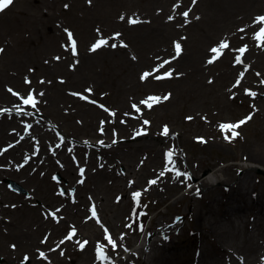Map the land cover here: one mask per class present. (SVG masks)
I'll return each instance as SVG.
<instances>
[{
    "label": "rangeland",
    "instance_id": "obj_1",
    "mask_svg": "<svg viewBox=\"0 0 264 264\" xmlns=\"http://www.w3.org/2000/svg\"><path fill=\"white\" fill-rule=\"evenodd\" d=\"M204 1L196 0L193 3V0H167L164 4L157 0H13L11 5L0 12V47L3 48V51L0 52V68L6 65L5 70L11 72L14 67L7 65L10 58L22 57L21 59H27V68L30 69V72L37 79L33 86L41 88L37 92L39 94L43 93V95L39 96L35 107L31 105L29 110L24 113L26 118L19 123L16 131L19 134H7L10 138L6 136V138L1 139L0 148L21 140L22 134L20 133L24 132L23 125H26V129L29 125L33 127V123H36L34 133H41L49 129L52 130L55 127L54 118L59 123L61 122L59 118H66V127L70 129V132L72 131L70 134L74 138L76 136V138L82 139L81 144L84 145V149L80 152L81 154H74L70 158L71 161L77 155H82V157L87 159L93 158L97 162L101 160L107 162L108 159L105 157L109 156V153L113 151V146H118L124 151L126 149L123 146L126 143L148 141L151 134L161 136L163 128L168 126L171 130L169 135L171 138H177V134L185 135L187 138L186 143H182L183 148H177L180 153H184L182 155L184 157H181L184 162L188 159L189 163L196 165L198 164L196 158H203L201 161V175L210 173L214 169L218 170L229 164H236L237 169H240L239 166L241 164H248L250 159L246 158L244 154L248 149L256 148L264 151V88L259 90L251 89L248 86L253 85L249 83L234 87L236 82L233 83L231 81L234 76L239 75L238 79L244 77L246 80L264 84L262 83L264 81V40L259 42L261 45H256L251 40V38L255 39L254 34L258 33L261 27H264V24L257 21V17L264 16V0H228L230 7L227 6V8L228 11H231V15L228 14L229 20L225 25L226 27L216 34L214 40L204 45V52L207 53L213 47H219V45H214L216 42H226L229 45L227 47V58H229V61L232 59L236 60V57L239 56L241 61L239 67L249 68V71L243 77L240 76V71H235L236 73H233L225 81L226 89L230 85L234 88L233 90H222V94L220 92H216V94L208 93L200 100H193V98L190 99V85L192 82H196L194 73L187 76L179 73L177 76H171V78H156L160 77L161 74L169 73L167 71L168 66L172 65L173 68L175 63H179L180 60L177 59L182 55V51L184 52L186 47L189 49L193 48L196 42L199 44L197 37L201 35V28L206 29L209 27V21H205L203 14ZM221 1L224 2L225 0ZM174 12L176 15L173 16ZM184 12H188L186 21L182 19ZM41 13L46 16H42ZM47 14L54 17L48 29L44 25V20L48 19ZM137 15L147 19L145 20L146 22L144 21L142 32L151 31L153 27L161 25L163 29H168L170 36L157 38L156 42L153 39L141 38L140 41H136L133 44L131 39L128 38L130 34L128 32L127 18ZM152 15L157 17V20ZM170 16L172 17L171 20H169ZM121 17H124V19H121ZM173 21L178 23L180 28H185L180 29V32L175 36L172 33L175 28ZM184 23L187 26H184ZM168 25L172 28H168ZM241 29L244 31H240ZM89 31L91 35L86 36L85 32L89 34ZM68 32L73 34L72 38L76 41V52L81 48L83 52L91 50L92 45L99 40L106 41V43L95 51L91 50L95 54L92 59L93 64L90 66L92 78L89 77L77 84L73 82V67L76 62H74L73 66L72 61L63 62V65H60L54 71V76H57V81L61 83L60 86L62 88V91L57 93L54 91L55 87L49 83L51 80L49 75L40 72L36 63L45 66L44 62L48 58L61 56L64 50L72 52ZM108 34L110 36L105 37ZM42 36H44L43 40L39 43L34 41L35 38L40 39ZM182 37L185 39L182 40ZM173 42H175L174 45L176 43L181 45V54L178 57L176 55L173 57L171 50ZM113 44L116 47H112ZM245 46H247L246 50L241 54L239 49ZM142 56L144 57L142 58ZM202 58L203 56L201 60ZM159 63L160 67L157 65ZM215 63L211 71L209 70V72L201 76L202 84L199 83L200 89L210 88L211 80L214 83L217 80L219 72H221L224 65L221 60ZM157 69L160 73L157 72ZM87 70H80V72L84 73ZM143 72L144 74L150 72L149 74L152 75L148 74L145 77L146 79L141 80L138 75L142 76ZM43 79L47 83L39 84ZM6 83V81L1 82L0 88L3 91L4 86L5 91L7 87L9 89H17V87ZM138 83L141 85L139 86ZM134 85H137V88ZM246 90H253L252 92L255 95L250 98ZM20 91H22L23 97L30 93L28 90L27 92L26 90ZM84 96L95 101L97 106L84 99ZM153 96L159 97L161 102L152 105L147 103L148 99ZM165 96L169 98L164 100L163 97ZM50 99L56 100L54 105L58 109L54 118H51L50 115L47 116L45 110L44 102ZM137 100H141V104L147 106V109H141ZM143 100L145 101L142 102ZM90 105L96 107L93 108L97 110V113H94L95 111L93 110L88 112ZM252 106L257 110L253 111ZM0 107L9 108L2 101H0ZM189 117L191 119H188ZM246 117H251V119L238 128H228L227 130L226 128H221V125L239 124ZM145 121L148 123L146 124ZM87 125L90 128L86 129ZM6 128H10V126ZM31 129H29L30 132ZM136 129L144 130L145 136L135 140L132 136ZM233 131L238 133V135L233 137ZM27 134L23 133V135ZM29 135L32 136V134ZM57 138L59 137L51 139L49 147H55L59 144V142H56ZM33 139L34 146L37 147V141L35 138ZM28 142H32V137L31 141ZM204 143L205 145H203ZM210 143L214 144L210 146ZM164 146L165 149L163 148ZM164 146L158 152L160 158L163 149L168 150L167 144ZM111 153L113 155L114 152ZM145 155L143 151H138L133 156V161L141 162ZM26 158L28 159V156ZM259 164L251 163L253 168L248 170L250 172V181L256 183V186H260L264 181V165ZM117 169L118 173L122 175L125 171V166L119 164ZM29 173L31 179L36 182L42 179L40 171L33 173V170H30ZM50 173V180L53 185L50 187L49 194L55 198H57L56 196L59 197V199H56L59 201L58 204L61 203L60 200H63L68 206L75 207L74 187L68 186V180L65 179L60 171ZM126 178L130 177L127 176ZM47 180L49 182V178ZM152 180H156V177L147 173L143 177V184L153 187L154 184L150 186L149 183ZM111 181L110 178H107L104 184L112 188ZM191 181L195 182L196 179L192 178ZM10 182L14 184V188L10 186ZM228 184L232 186L233 181H229ZM0 186L4 187L7 192L15 197V200H7L8 207H11L10 205L13 206V208L7 210L10 213L2 214L0 210V223L4 220L11 222L13 219L11 213L22 209V207H25L26 211H30L27 188L25 189V187L9 178L0 179ZM29 188L31 187L29 186ZM139 189L135 187L134 191L138 190L140 192L142 190ZM186 191L187 188L183 185L164 196H154L151 192H146V196L143 198L139 197L140 201L138 204L136 202L129 203L128 206L119 209H117V199L114 197L119 191H109L108 203L112 207V212L109 214L112 217L113 215L116 217L115 221L113 219L114 230L129 236V234H132V230L140 225L142 236H144L146 232L150 234L153 225L161 220V215L168 217L175 214L183 216L179 218V225H182V227H178L174 232L173 241L176 244V248L170 251L165 264H192L194 250H203V248L210 254H208L209 258L217 260L218 256L214 254V239L207 233L205 235V230L198 229L197 222L187 216L189 211L188 201L181 198L176 203V200ZM61 193L64 194L61 195ZM218 194L219 192H216V195ZM192 195L196 197L193 199L196 208H202L203 202L198 199L200 193ZM221 196L219 194V197ZM121 199H123V194ZM35 203L39 206L42 205L43 215L48 211L52 213L54 211L57 214V209L55 208L54 210L57 203H43L42 200L37 199ZM261 205V214L264 215V202ZM76 207L80 209L79 214L83 213L90 216L89 207L93 206L83 202V204L80 203ZM215 209L216 215L214 217L217 219L219 208L215 207ZM247 215L251 219V212H248ZM28 217L29 214L25 216V219H28ZM37 217L40 221L42 220L41 214L38 212ZM245 217H243V222L246 221ZM220 219L223 218L220 217ZM98 221L100 225H96V227L100 231V226L104 224L113 231V227H110L105 220L97 217V223ZM52 222L51 224L54 227L53 230L49 229L51 234L48 230L42 229L36 236L37 247L34 250L36 254H39L38 259L43 261L40 264H77L76 254L72 255L70 251L66 252L58 248L59 242L66 237V231L75 230V227L68 223L59 227L56 218ZM244 225L245 227L247 226L245 223ZM29 227L35 232L39 230V226L33 223ZM148 228L150 231H148ZM100 231L98 232L100 233ZM189 231L197 232V236L200 235V237L198 239L197 236L193 238V235L188 234ZM101 233L103 234L102 231ZM149 236L147 235V238ZM83 238H76L75 244H73L74 247L78 248L77 242ZM7 240L11 241V239ZM113 240V242L116 240L117 244L119 243L117 239L114 238ZM255 243L258 246L261 245V247L249 259H251L252 264H264V232L255 237ZM243 249L240 250V254L243 258H247L245 248ZM131 250L132 248H128L126 251L120 250L112 254L107 264H119V258L125 255L123 252ZM41 252L44 253L43 257L40 256ZM19 259L20 257L15 255L11 264H29L25 260L18 261ZM90 260H92V257L88 258L86 264H89ZM133 261L134 264H142L140 259ZM208 261L206 260L205 264ZM221 261H218V263L227 264L226 260L222 259ZM2 262L3 258L0 257V264ZM235 263L232 262L231 264ZM199 264L204 263L200 262Z\"/></svg>",
    "mask_w": 264,
    "mask_h": 264
},
{
    "label": "bare ground",
    "instance_id": "obj_2",
    "mask_svg": "<svg viewBox=\"0 0 264 264\" xmlns=\"http://www.w3.org/2000/svg\"><path fill=\"white\" fill-rule=\"evenodd\" d=\"M157 1L164 4L167 2V0ZM227 6H229L228 0H225L224 2L221 0L204 1L203 14L205 16V21H209V27L206 29L201 28V35L197 37L199 44L196 42L193 45V48L191 47L187 49L186 47L185 51H182V55L177 59L180 60L179 63H175L173 68L172 65L168 66L167 71L172 73L171 76H177L179 73H182L185 76L193 73L195 74L196 82H192L190 85V99L193 98V100H200V98L206 96L208 93L216 94V92H220L222 94L224 90L234 89L230 85H228L226 89L225 81H227V79L230 78L233 73L235 74V71H238L241 67L238 66L235 59L229 61V58H227L228 48L223 49L222 56L219 58V60L223 62L224 67L221 72H219L215 83L211 80V83L209 84L210 88L200 89L199 87V83L202 84L201 76L209 72V70L211 71L216 64L215 60H213L212 63H208V61L213 58L214 53L211 51H207V53L204 52V45L214 40L216 34L222 28L226 27L225 25L229 20L228 14L231 15V11H228ZM47 15L48 19L44 20V25L48 29L54 17L50 14ZM174 15H176L175 12L173 13V16ZM42 16L46 15L42 14ZM153 17L157 20V17ZM182 19L185 20L186 18L183 17ZM130 20L138 21V23H131V25L127 24L128 32L130 34L128 38L131 39L133 44H135L136 41H140L141 38L153 39L156 42L157 38L170 36L168 29H163L161 25L153 27L151 31L142 32L141 29L143 28L144 21L147 20L146 17L143 19L141 16L137 15ZM173 26L175 27L172 30L173 36L177 35L178 32H180V29H185L180 28L178 23H174V21ZM184 26H187V24L184 23ZM168 28L172 27L168 25ZM101 34H103V32H101ZM85 35L90 36V31L89 34L85 32ZM109 36L110 34L105 37ZM43 37L44 36L40 39L35 38L34 41L39 43L43 40ZM181 39L184 40L185 38L182 37ZM251 40L256 45H261L259 44L260 41L257 39L251 38ZM174 43L175 42H173L171 47L173 57L176 55ZM219 44L220 42H216L214 45L218 46ZM0 49L1 51L3 50L2 47H0ZM94 56V52H91L90 49L83 52L81 48L76 52V55H73L71 51L64 50L61 56L52 57L51 59L48 58L46 62H44L45 66L42 64L39 65V63L36 64L40 72L49 75V78L51 79L49 83L55 87L54 91L60 93L62 91L60 86L61 83L57 81V76H54V71L57 70L60 65H63V62L65 61H72L73 66L74 62H76L73 67L74 74L72 80L77 84L89 77L92 78L90 75L92 74L90 73V66L93 64L92 59ZM202 56L203 58L201 60ZM143 57L144 56H142V58ZM21 58L22 57L10 58L7 65L14 67V69H11V72L5 70L6 65L0 68V86L1 82L6 81V84L17 87V89L12 88L20 94L21 97L23 96L22 91L20 90H26V92L28 90L36 102L39 99V96L41 97V94L37 92L40 91L41 88L33 86V84L37 82V79L35 75L30 72V69L27 68L28 60ZM157 65L160 67V63ZM80 70L87 71L81 73ZM241 70L245 71L246 69L241 68ZM171 76L169 77L171 78ZM138 78L141 77L138 75ZM235 79L234 76L233 80ZM26 80L28 82H26ZM233 80L231 82H233ZM42 83L46 84L47 82L43 79L39 84ZM245 83H247L246 80H240L239 85ZM134 87L137 88V85H134ZM253 87L258 90L263 86L259 83H253ZM10 95L11 94L5 91V86L4 91L0 88V101L6 103L7 106H15L19 103V108H24L26 110L29 109V105H25L23 101ZM27 96L23 98L26 99ZM61 97H63V95H61ZM47 101L44 102L46 114L47 116L50 115L51 118H54L58 112V109L54 105V101L56 100L50 99ZM137 102L140 103L139 100H137ZM93 107L91 106L89 109L87 108L88 112H90L89 110H93L95 111L94 113H97V110L94 109L96 107ZM140 108L147 109V106L140 103ZM14 110L15 108H10V112ZM13 114L17 116H14ZM24 118V114L17 113L0 115V140L6 138V136L10 138L7 134H17L16 131L18 130V125L21 120H24ZM54 119L56 120V118ZM55 120V127L52 130L49 129L41 133H34V126H36V123H33L31 132L27 135H23L21 132V140L17 144L10 147L5 153L0 152V179L9 178L25 187V189L27 188V198L29 199L28 205L30 207V211H26L25 207L15 210L11 213V216L13 217L11 222L4 220L0 223V257L3 258L2 264L13 263L15 255L20 257L18 261L23 258L29 264H40L43 262L38 259V255L34 250V248L37 247L36 236L42 229L48 230L50 233L49 229L53 230L54 227L51 224L54 219H52L53 216L46 213L43 215L42 205L39 206L36 204V199L42 200L43 203H57L55 204L54 210L55 208L57 209L55 218H57L59 227H62L66 223L71 224L76 227V234L78 236L88 239L85 248L79 253L73 248L72 240H65L62 244L61 249L66 252L70 251L72 255H77V264H86L88 258H95L92 246L96 241H99L102 245L106 246L109 251L111 250L107 245L106 239L101 236L98 229L95 227L94 224L96 219L94 216H89L83 213L79 214L80 209L77 208L76 205H79L80 203L83 204V202L93 205L96 212L99 213L98 217L105 220L110 227H113L112 236L119 241V248H121V245L124 247L126 243H129L130 247L134 246V250L125 257V262H130L132 259L140 256L139 258L142 264H165L170 251L176 248V244L173 241L175 236L174 230L178 227L176 216L173 215L168 217L166 215H161V220L151 228L152 232L148 241L145 240V237H143V241L141 240L140 226L136 230V234H132L133 236L131 235L129 237L124 233L116 232L114 230V221L116 217L114 215L112 217V215L109 214L112 212V207H110V204L108 203V194L111 190L119 191L114 196L118 202L117 209H119L132 203V191L135 187L142 189L144 194H146V192H151L154 196H164L167 193L170 194L175 188L183 185L188 188V191L183 193L181 197L176 200V203L179 202L181 198L188 201V218H192L193 221L195 220V222H197L196 224L199 226L198 229L205 230V235L207 233L214 239V254L218 256L217 260L213 258L216 260L214 261L212 258L208 257L209 253L205 248H203V250L199 249L197 255L192 258V264H199L200 262L205 264L206 260H209L207 264H220L218 261H221L222 259L226 260L227 264H231L232 262H236L235 264H252L250 261L251 259L249 258L261 247V245L258 246L257 243H255V237L261 232H264V216L261 214V204L264 202V181L260 186H256V183L250 181V172L248 170L253 168L251 163L254 162L264 165V151L256 148L248 149L244 154L246 158L250 159V161L248 164L245 163L239 166L241 169L239 176L237 175L238 169L236 168V164H229L218 170L214 169L210 173H203L201 175V161L203 158L197 157L196 161L198 164L194 165L193 163H189L188 160L185 162L180 161L178 158L180 155H183L182 153L177 155L173 161L174 165L170 168L172 162L166 166L163 160L159 157L158 152L165 144H171L172 139L170 137H164L163 135L157 136L154 134H151L150 140L145 142L126 143L123 146V148L126 149L124 151L118 146H113L114 149L111 151L114 152L113 155L110 152L109 156L105 157L108 159L107 162L102 160L97 162L96 160H93V158L87 159L82 157V155H77V157L71 161L70 158L73 157L74 154H81V150L84 149V145L81 144L83 140L76 138V136L74 138L70 134L72 131L70 132V129L66 127V118H59L61 121L60 123ZM8 126H10V128L5 129V127ZM87 128H90L89 125L86 126V129ZM168 130L170 129L168 128ZM56 132L59 133L61 147L59 149H50L49 146L51 139L57 137ZM29 134H32V136ZM31 137L32 142H28L31 141ZM132 137L136 140L138 139V134L135 132ZM33 138L37 141V147L34 146ZM186 139L185 135L182 136L181 134H178L174 141L176 145L182 146V143H186ZM213 144L210 143V146ZM203 145H205V143ZM138 151H143L146 155L141 159V162H134L133 156ZM27 156L28 159L26 158ZM78 159H80V161H78ZM119 164L125 166V171L122 175L118 173L117 168ZM81 168L84 169L83 174L80 172ZM183 168L186 169L189 176L196 179L191 185L188 184L189 181L182 173L180 176L175 175L177 171L183 170ZM30 170H33V173L40 171V173H42V179L38 182L31 179L29 173ZM54 170L63 173L65 179L68 180V186L74 187L75 207L68 206L63 200H60L61 203L58 204L59 201L56 199H59V197L56 196L57 198H55L49 194L50 187L53 185L50 180V172L54 173ZM161 172L164 173L163 176L160 175ZM147 173L156 177L157 182L154 187L150 188L143 184V177ZM127 176L130 178H126ZM48 178L49 182L47 180ZM107 178L112 180V188L107 187L104 184V181ZM231 180L233 181V184L232 186H229L230 184H228V182ZM29 186L31 188H29ZM216 192H219L222 196L219 197V194L216 195ZM194 193H200L198 199L203 202L202 208H196L193 202V199L196 197L192 195ZM122 194L123 199H121ZM7 200H15V197L7 192L4 187L0 186V210L2 214L10 213L7 212V210L13 208L12 205H10L11 207H8ZM215 207L219 208L217 219L214 217L216 215ZM37 212L41 214V221L37 217ZM248 212H251V219L249 215L246 216ZM28 214V219H25V216ZM253 214L255 216L254 218ZM220 217L223 219H220ZM243 217L246 218L245 222H243ZM31 223L39 226L37 232L33 229V231L31 230L29 227ZM244 223L247 224V229ZM192 234L193 238H196L197 232L194 233L192 231ZM145 235L146 234H144V236ZM199 237L200 235L197 236V239ZM7 239H11V241ZM243 248H245V252L247 253V258L245 259L242 258L240 254V250ZM251 250L253 251L250 252ZM25 257H28V259H25ZM90 263H92L91 260L89 264Z\"/></svg>",
    "mask_w": 264,
    "mask_h": 264
},
{
    "label": "snow or ice",
    "instance_id": "obj_3",
    "mask_svg": "<svg viewBox=\"0 0 264 264\" xmlns=\"http://www.w3.org/2000/svg\"><path fill=\"white\" fill-rule=\"evenodd\" d=\"M195 2H196V0H193V3H195ZM12 3H13V0H0V11H3V10L6 9L9 5H11ZM183 15H184L185 18H187V17H188V12H184ZM121 19H124V17H121ZM171 19H172V17L170 16V17H169V20H171ZM257 21H259V22H261L262 24H264V16H259V17H257ZM129 23H138V21L129 20ZM240 31H244V30L241 29ZM117 35H119V34H117ZM72 37H73V34H72L71 32H68V38H69V40L71 41L72 53H73V55H76V41H75ZM254 38L257 39L258 41L264 40V27H261L260 30H259V32L256 33V34H254ZM105 43H106V41L99 40V41H97L96 43H94V44L92 45L91 50H92V51H95L96 49H98L99 47H101V45H103V44H105ZM112 47H116V45L113 44ZM174 47H175V54H176V56L178 57V56L181 54V45H180L179 43H176V44L174 45ZM227 47H228V44H227L226 42H223V41H222V42H220L219 47H218V48L213 47V48L211 49V52H213V53H219V51H220L221 49H225V48H227ZM246 47H247V46L240 48V49H239V52H240L241 54H243V53L245 52V50H246ZM215 58H216V57H214L213 59H215ZM57 59H58V58H57ZM213 59H210V60L208 61V63H212V62H213ZM236 62H237V63H240V62H241L239 56L236 57ZM165 63H167V61H165ZM246 70H247V69H246ZM147 75H148V73H145V74L141 77V79L143 80ZM166 75L171 76L172 73L169 72V73H167ZM243 75H244L243 72L240 73V76H241V77H243ZM156 78H157V79H160L161 77L158 76V77H156ZM26 82H28V81L26 80ZM262 83H264V81H262ZM239 84H240V80L238 79V80L236 81V85H234V87L237 86V85H239ZM9 91H11V90H9ZM89 91H90V90H89ZM246 91H247V90H246ZM14 94H15V93H14ZM41 95H43V93H41ZM251 95L254 96L255 93H251ZM168 98H169L168 96L163 97L164 100H167ZM149 99H151L154 103H158L159 100H160L159 97H151V98H149ZM23 103H24L25 105H29V104H31L33 107H35V103H36V102H35V100H34L32 94L29 93L28 96H27V98L24 99ZM149 106H151V105H149ZM134 107H135V106H134ZM3 111H7V109H5V110H3ZM188 119H191V117H189ZM249 119H251V117H249ZM101 123H103V122H101ZM145 123L147 124L148 122L145 121ZM244 123H245V121L241 120V121L239 122V124H234V125H221V128H222V129H223V128H229V127H230V128H238L240 125H242V124H244ZM28 127H30V125H29ZM163 134H164V135H168V129H167V127L164 128V130H163ZM237 135H238V133H236L235 131L232 132V136H233V137H235V136H237ZM114 142H115V141H114ZM167 155H168L169 161H171V155H172V154H171V153H168ZM80 172H81V174H83V173H84V169L81 168V169H80ZM160 175L163 176L164 173L161 172ZM175 175H176V176H180L181 173H180L179 171H177V172L175 173ZM81 182H82V181H81ZM156 182H157L156 180H152V181H150L149 183H150V184H155ZM63 194H64V193H61V195H63ZM140 196H141V193H140V192H134V193H133V198H134V200H135L136 198H139ZM118 199H119V198H118ZM91 212H92V215H93V216L96 215V211H95V208H94V207L91 209ZM74 234H75V230L73 229L72 232H70V233L68 234L67 239H69V240L72 239V237H73ZM107 239L109 240V243L111 244V246H112L113 249H114V248L116 247L115 243L112 242V239H111L110 237H107ZM60 243L63 244L64 241L62 240ZM86 243H87V241L81 243V244L79 245L80 248L83 249V248L85 247V244H86ZM13 247H14V246H13ZM40 256L43 257V256H44V253L41 252V253H40ZM25 259H28V257H25ZM104 259H105V260H108L109 258L105 256Z\"/></svg>",
    "mask_w": 264,
    "mask_h": 264
}]
</instances>
